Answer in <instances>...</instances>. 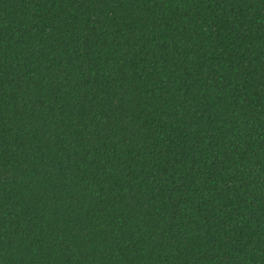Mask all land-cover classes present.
I'll return each instance as SVG.
<instances>
[{
	"label": "trees",
	"instance_id": "obj_1",
	"mask_svg": "<svg viewBox=\"0 0 264 264\" xmlns=\"http://www.w3.org/2000/svg\"><path fill=\"white\" fill-rule=\"evenodd\" d=\"M0 264H264V0H0Z\"/></svg>",
	"mask_w": 264,
	"mask_h": 264
}]
</instances>
